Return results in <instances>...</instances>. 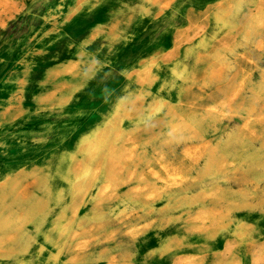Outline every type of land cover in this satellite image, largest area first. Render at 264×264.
<instances>
[{
	"label": "bare ground",
	"instance_id": "6f19581e",
	"mask_svg": "<svg viewBox=\"0 0 264 264\" xmlns=\"http://www.w3.org/2000/svg\"><path fill=\"white\" fill-rule=\"evenodd\" d=\"M85 2L74 0L67 19ZM183 2L127 0L112 14L110 43ZM193 6L192 22H208L215 14L214 33L201 35L204 28L194 23L177 29L171 50L154 52L124 72L123 88L94 126L65 117L64 110L97 75L102 62L85 59L84 46L106 27L84 40L78 58L46 72L40 85L47 89L36 100L47 116L36 120L25 107L5 108L0 128L12 122L39 154L28 163L37 164L32 170L16 169L0 179V259L27 254L35 241L31 228L41 231L55 213L59 238L53 243L59 251L53 260L67 255L62 264H90L96 253L108 264H129L125 249L112 252L119 235L135 242L157 223L180 230L161 250L174 254L173 264H208L209 258L210 264H244L239 247L253 264H264V242L253 237L254 224L236 215L264 211V0H214L200 13ZM15 9L13 0H0L1 27L16 17ZM234 24L241 25L239 34ZM180 56L193 58L192 65L178 62ZM172 89L179 92L176 102L164 94ZM237 117L242 122L233 127ZM28 118L48 127L50 138L20 126ZM74 134L76 147L70 150L66 139ZM59 179L66 186H57ZM88 205L89 214L81 217ZM221 235L229 236L225 247L212 250L210 242ZM182 248L195 250L181 254ZM25 262L19 258L17 264Z\"/></svg>",
	"mask_w": 264,
	"mask_h": 264
},
{
	"label": "crops",
	"instance_id": "0c3cea01",
	"mask_svg": "<svg viewBox=\"0 0 264 264\" xmlns=\"http://www.w3.org/2000/svg\"><path fill=\"white\" fill-rule=\"evenodd\" d=\"M210 1L214 0H193L192 3L189 0H185V2L180 4L179 8H171L166 17L163 16L156 21L149 17L146 18L137 33L131 34L132 29L126 31L122 35L123 37H121L114 45L110 43L111 38L108 36L107 30L109 25L113 22V12L120 9L124 3L127 2V0H116L110 5H105L106 11L102 20L93 24L94 26L87 31V37H89L96 28L106 27L107 29L104 33L100 34L93 43L87 45L86 47L88 54L96 57L100 62H102V65L98 67L95 78L90 80L85 89L78 93L74 100L65 108V117L80 118L82 125H87L86 128L94 126L95 123L100 121L102 113L107 110L109 105L114 103L112 95L123 88L124 72L132 68L140 67L139 61L144 57L150 56L154 52H167L171 50L174 47L175 40H177L175 31L178 28H186L194 23L204 26V31L203 29L200 30L201 35L204 33L208 36L212 35L217 24L215 21L209 20V22H207L205 20L198 19L192 22V20L188 17L189 8H191V6L194 5L193 9L195 12L200 13V10H203L205 4ZM101 6L102 4H98L94 6L93 9H97ZM240 19V22H242L241 24H245L247 18L241 17ZM198 38L199 37L194 38V42H196ZM216 44L219 45L221 42ZM92 47L93 49H91ZM176 60L180 63H186L189 65H192L194 61L191 57H189V59H185V56H180ZM177 61L174 60L173 64ZM261 64L264 66V58ZM115 74L119 78L118 81L112 79L116 76ZM256 76L258 75L256 74ZM164 94L173 102L179 100L178 89H172ZM36 99L37 98L32 99L31 103H27L25 99L24 106L33 114V118L37 120L44 118L49 114V112L40 108V104L37 103ZM211 100L212 99L210 98L202 101L200 105L206 106V104L211 102ZM241 122L242 120L237 117L231 122V125L234 127ZM13 125L14 124L12 122H9L6 124V128H0V153L6 154L7 152V150H4L1 145V141L5 140V138H11L10 141L12 144L8 149L10 153H19L21 150H23V153L26 151L27 153H30L34 144L32 138L27 136V134H21L19 131L15 132L18 129L12 127ZM126 125H130V123L126 122ZM76 139L75 134L69 135L66 139V142L71 140L69 147L70 150H74L76 147ZM2 161L3 159H1L0 162ZM35 165L37 164H26V162L23 164L0 163V179H3L7 175L13 173L16 169L24 168L30 171ZM56 185L64 187L66 186V183L59 179L56 181ZM163 202H158V206H161ZM90 206L91 205H88L83 208L79 215L81 217L88 215ZM55 215V213H52L47 217L41 231H37L34 227L31 228L35 241L31 246L30 251L19 257L25 259V264H62L63 262L68 261L67 255L61 256L59 261L53 260L54 255L59 251L53 243L54 240L59 238V232L55 229L56 226L53 225ZM236 215L238 216V219L247 218L249 222H252L254 224L253 237L258 243L264 242L263 210H257L251 213L239 212ZM231 230H234L233 227ZM178 232L180 233V230L175 224L161 227L160 224L157 223L155 228L148 231L135 242L130 240L127 236L122 234L119 235V245L114 248L112 252L120 253L122 252V249H125L126 252L129 253V257L127 259L129 264H173L174 254H163L161 253V250L165 245V242ZM47 235L50 237L48 238ZM229 236L221 235L217 240L210 242L211 249H223ZM192 240L198 242L203 241L201 238H192ZM193 250L195 249L182 248L180 253H189L193 252ZM237 251L239 253L242 252L241 254L244 258V264H253L252 255L246 254L244 247H239ZM97 256L98 254L96 253L90 264H108L107 258L98 260V258H96ZM19 258H11L8 260L0 259V264H17Z\"/></svg>",
	"mask_w": 264,
	"mask_h": 264
},
{
	"label": "rangeland",
	"instance_id": "374dc122",
	"mask_svg": "<svg viewBox=\"0 0 264 264\" xmlns=\"http://www.w3.org/2000/svg\"><path fill=\"white\" fill-rule=\"evenodd\" d=\"M13 1L16 5V17L9 19L7 27L0 25V118L10 104L13 111L20 106L25 107V99L27 103H31L32 99L46 90L47 88L40 85V82L51 67L79 57L77 52L88 38L87 31L95 22L102 20L106 11L105 5H110L116 0H87L70 20L67 19V15L71 6L75 5L74 0ZM98 4L102 6L93 9ZM214 19L213 13L209 20ZM233 27L234 34H239L241 25L238 24L236 27L234 24ZM86 47L87 45L84 46L85 50ZM90 57L93 58L89 54L85 59ZM112 79L119 80L117 75ZM226 84L230 85V81ZM20 126L25 127L27 131L36 130L35 133L38 130L44 140L50 138L47 133L48 127L36 126L34 119L28 118ZM10 139L5 138L1 141L2 147L7 150L5 155L0 153L3 159L1 164L29 163L39 154L33 147L30 153L27 151L23 153V150L19 153H10L8 151L12 144ZM210 263L211 258L208 261V264Z\"/></svg>",
	"mask_w": 264,
	"mask_h": 264
}]
</instances>
